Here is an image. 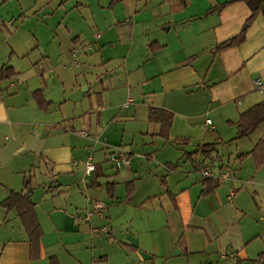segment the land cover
<instances>
[{
  "label": "crops",
  "instance_id": "crops-1",
  "mask_svg": "<svg viewBox=\"0 0 264 264\" xmlns=\"http://www.w3.org/2000/svg\"><path fill=\"white\" fill-rule=\"evenodd\" d=\"M232 1L0 0L11 52L0 68L13 72L0 80V204L10 192L29 196L41 232L32 248L16 211L0 206V264H264V163L238 158L264 140V126L231 143L258 132L243 153L218 152L226 145L221 123H235L264 100L253 99L263 95L254 81L264 76V22L251 40L263 14L242 45L217 50L250 14L244 0ZM79 52L81 70L65 85L62 64L72 57L79 67ZM28 74L43 86L19 80ZM98 76L108 77V87L95 86ZM38 91L46 110L36 103ZM115 99L125 109L111 107ZM149 106L173 114L167 140L148 121ZM212 143L209 159L190 157ZM170 144L192 168L175 159L149 166L152 153ZM113 147L130 153L129 167L107 162ZM89 158L96 170L86 176ZM204 161L232 173L207 196L198 171ZM41 166V183L28 182ZM94 202L105 205L104 218L84 221ZM104 227L108 233L93 232Z\"/></svg>",
  "mask_w": 264,
  "mask_h": 264
},
{
  "label": "trees",
  "instance_id": "trees-1",
  "mask_svg": "<svg viewBox=\"0 0 264 264\" xmlns=\"http://www.w3.org/2000/svg\"><path fill=\"white\" fill-rule=\"evenodd\" d=\"M239 1L233 0L232 2ZM243 1V0H242ZM250 9V14L244 21L239 33L232 38L222 42L217 46L218 51L234 48L242 45L246 40V35L254 22L256 16L261 13L264 16V0H244ZM209 13V12H208ZM8 73H13L11 68H0V80L8 77ZM41 92L38 91L34 94V98L38 107L42 110H46L50 104L43 100V98L37 99V95ZM173 114L165 109L149 106L148 108V121L150 123L158 125V133L156 136L167 140L168 132L172 125ZM233 124L236 128V136L233 141H239L249 137L254 131L261 126H264V100L251 106L247 110L241 112L238 116V120ZM217 144H205L190 153V157L202 154L205 159H209V155L212 149ZM213 147V148H212ZM246 156H251L255 161L256 166H260L264 163V140H259L248 154L239 156V159H243ZM211 160V159H210ZM202 164L211 165L210 161H204ZM199 166V165H198ZM212 166V165H211ZM204 186L203 196L209 195L215 188L219 186V182L213 179L205 178L202 181ZM27 186L24 182V187ZM1 207L6 210H15L20 221L21 226L25 230L28 240L32 248H36L40 237V228L34 212V203L29 196L23 193L10 192L8 197L0 204Z\"/></svg>",
  "mask_w": 264,
  "mask_h": 264
},
{
  "label": "rangeland",
  "instance_id": "rangeland-1",
  "mask_svg": "<svg viewBox=\"0 0 264 264\" xmlns=\"http://www.w3.org/2000/svg\"><path fill=\"white\" fill-rule=\"evenodd\" d=\"M2 14H3V11H2V13L0 12V17L3 16ZM259 20H261V21H257V24L254 25L255 27H253L254 29H253V35L251 37L252 38L251 40H255L256 38H258L259 35H260V33L262 32L261 23H258V22H262L263 23L264 20L263 19H259ZM1 32H4V34H7L6 31L0 29V65H2L3 59L6 58V57H9L10 56V53H11L10 52V49H9V46L6 45V36L5 35H2ZM81 54H82L81 52H79L77 54V61L80 62V66L79 67L74 66L72 64V61H73L72 57L70 58L69 61H67L68 64H62L64 67H66L65 69H61L63 71L65 70L64 71V78H63V80L65 82V85H70L73 82V80L75 79V76L81 70L82 63H83V60H80L82 58ZM85 58H86V56L83 57L84 60H85ZM19 62L21 64H24L25 61H22V59H19ZM255 62H260V61L258 59H256ZM93 73L99 74L98 71L97 72L93 71ZM44 75H48V73H45ZM23 78H26V80L31 81L32 86L30 88H34L35 87L34 86L35 82H38L37 85L43 86V81H42V79L39 76H33L32 77L30 74H28L26 77H20L19 80H22ZM45 83L46 84H50L52 82L47 77V78H45ZM19 85H20V82H19ZM56 85L61 90V92H63V90H62V88H63L62 84H60V82H59V84H56ZM95 86H97L99 89H101L102 87L103 88L108 87V77L107 76H102V77L101 76H98V81L95 83ZM4 87H5V83L1 82L0 88L3 89ZM75 89H76L75 90V93L78 96H83V94L81 93V91H79L78 88H75ZM51 95L57 96L58 95V90H56V91L52 90L51 91ZM119 95H120V93H119ZM258 98L263 99L264 98V93H263V95H260L258 93H257V95H253V99H258ZM123 101H124V99H122V100L121 99H115L114 103L113 104H110V105H111V107H116V108L117 107H119V108L121 107V109H125L123 106L126 103H123ZM253 101H256V100H253ZM18 102H20V101H18ZM20 103H23V102H20ZM133 105H134V103L133 104H130L129 106H133ZM243 110H245L244 106L242 108V111ZM74 111H77V110H74ZM205 111L206 110H205L204 107L201 108V112H202V114H201L202 115L201 122H203L205 120V114H204ZM207 117L209 119H211V121H213L214 125H217L218 124V120H216L215 117H213V116H207ZM75 118H76V120L78 119V117H75ZM228 123H229V121H227L226 124L225 123L224 124L221 123V125H220V129L221 130H225V135L222 133V139H223L224 142L225 141L226 142L225 143H222V144H226V145L219 146L218 152H219V154H222V155H225V156L227 154H230V153H232L233 155H238L237 151L243 153L244 151H246L247 149H249V147H251V145H252V142H254L256 140V136L258 135V132L255 133V135L251 136L250 138L241 141L240 146L238 144H235V143L234 144H231L232 142H235V141H233V139L236 136V128H235V126L233 124H228ZM226 125L227 126H230V127H233V126L234 127L232 129H230ZM75 128H76L77 133H78L80 131V126H76L75 125ZM137 146L140 147V148H142L141 147V144H138ZM167 147H169L168 150L161 151V149H159L157 152H153L152 153L153 160L149 164V166L151 168H158L157 167L158 164H161L162 161H165V160H168V159L169 160H174L175 159L174 162H173V164H176L178 161H180V165H183V162H184L185 165H186V168H192V163L190 161H187V160L185 161V160H183L181 158H176L177 154L180 152V150L176 149L177 146H174V145L170 144V145H167ZM124 150L126 152H128L126 149H124ZM136 153L137 152L134 151L132 155H137ZM143 160H145V159H143ZM144 163L147 164L146 161L145 162L142 161V164H144ZM105 165H106L105 166L106 168H109V169L111 168V166L108 163L105 164ZM239 165L241 166V163ZM37 167H38V164L36 162L34 164V168H37ZM244 167L245 168H250L248 166V163H246V162L244 164ZM42 168H46V167L45 166H41L38 169H35L36 170L35 172L32 171L31 176H28V178H27L28 182H30V183L32 182L33 183V182L36 181L37 183L40 184L41 181L43 180V177L47 175V173H45ZM243 172L246 173V171H243ZM120 190H123V189L122 188L118 189V192H120Z\"/></svg>",
  "mask_w": 264,
  "mask_h": 264
},
{
  "label": "built area",
  "instance_id": "built-area-1",
  "mask_svg": "<svg viewBox=\"0 0 264 264\" xmlns=\"http://www.w3.org/2000/svg\"><path fill=\"white\" fill-rule=\"evenodd\" d=\"M254 87L256 91L259 93H264V76L256 78L254 81ZM207 124H210V121H207ZM83 136H87L86 133H84ZM132 159V156L130 153L126 152L122 147H113L108 149L106 160L108 163H110L113 168L116 170H119L123 167H129L130 161ZM96 170V165L94 164V161L92 158H89V160L85 164V174L86 176H91ZM198 171L200 176L205 179H213L215 181H218L220 183L227 182L232 179V173L227 168H216L214 166H210L208 164H200L198 166ZM233 197V192H231L229 199ZM105 210V205L102 202H94L93 208L89 210L85 214L84 221H88L90 218L97 216L100 219L104 218L103 211ZM98 231H101L103 233H108V229L106 227L102 229H94L93 232L98 233Z\"/></svg>",
  "mask_w": 264,
  "mask_h": 264
}]
</instances>
